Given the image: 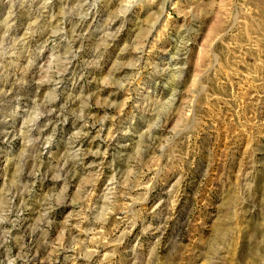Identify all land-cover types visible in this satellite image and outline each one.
Wrapping results in <instances>:
<instances>
[{
  "label": "rangeland",
  "instance_id": "obj_1",
  "mask_svg": "<svg viewBox=\"0 0 264 264\" xmlns=\"http://www.w3.org/2000/svg\"><path fill=\"white\" fill-rule=\"evenodd\" d=\"M0 264H264V0H0Z\"/></svg>",
  "mask_w": 264,
  "mask_h": 264
}]
</instances>
